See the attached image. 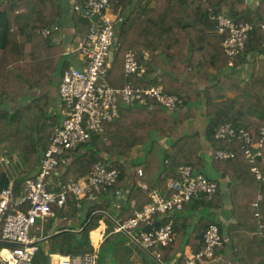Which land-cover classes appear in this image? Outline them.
<instances>
[{"label":"trees","instance_id":"trees-1","mask_svg":"<svg viewBox=\"0 0 264 264\" xmlns=\"http://www.w3.org/2000/svg\"><path fill=\"white\" fill-rule=\"evenodd\" d=\"M79 1L82 0L77 3L84 7ZM110 2L114 12L125 18L117 32L121 47L114 55L108 76L110 83L119 88L129 82L136 88H147L159 85L161 79L159 86L163 91L178 96L183 103L177 111L158 108L151 100L147 106L121 108L116 122H102L103 134L93 133L91 139L77 149L72 162L58 168L57 179L65 182L88 176L98 163L119 172L114 187L98 195L99 203L91 205L87 199L81 200L89 205L85 221L78 227V230L83 229L81 239L88 237L96 227L97 211H106L116 202L120 205L119 219L124 222L134 211H141L152 202L150 193L155 189L170 197L168 182L179 178L181 167L191 166L195 172L200 171L206 178L216 181L218 191L193 199L182 211L171 216H156L160 218V225L171 224L175 233L169 246L148 250L157 251L158 259L138 248V257L134 258L129 248L124 245L111 247L107 241L98 251L97 264H170L174 260L177 264H185V259L178 255L186 244L195 251L202 250L204 232L213 223L218 224L221 234L230 240L223 246L230 247L233 257H238V260L233 259V264L249 262L252 258L243 255L241 245L251 242L262 246L264 242V227L257 233L258 225L264 226V181H257L252 173L253 164L248 162L242 142L216 140L214 135L219 127L228 123L236 130L249 132L253 143L261 138L264 125V0H259L252 10L247 0H182L181 4L177 0ZM152 2L156 6L149 8ZM224 7L233 20L250 23L253 30L245 49L232 58L223 48L225 36L209 35L220 48L219 58H212L208 47L204 52L200 49L205 47V39L197 37L194 29L201 20L208 31L206 20L223 12ZM66 8L65 0H0V152L7 148L8 155H17L23 163L24 170L14 184L16 197L22 195L25 181L38 171L52 129L59 122L51 113L58 106V98L52 90L56 89L59 94L57 86L63 71L70 65L64 55V46L55 43L54 37L62 31L66 19L74 38L83 39L89 33L88 18L77 10L67 15ZM178 13H183L182 19L170 22L167 32L168 19ZM43 29L50 30L47 37L42 35ZM130 51L146 68L142 76L125 75L124 58ZM146 55L150 59L148 62ZM250 61L252 70L245 83L236 76V70L224 79L216 78L204 89L186 78L188 65L191 73L196 74L210 70L221 72L229 64L238 68ZM39 91L40 95H36ZM229 92L232 97L228 96ZM199 111L206 121L203 137L199 132L175 135L185 122L195 119ZM219 150L232 152L234 157L228 160L213 158ZM261 152L262 157L255 165L264 176V143ZM139 168H142V176L138 174ZM206 169L217 176L210 177ZM9 177L5 167L0 165V190L8 186ZM227 180L232 183L229 188ZM140 182L147 184L148 189L139 187ZM112 189L120 190L123 197H116ZM259 193L263 199L256 209L260 214L257 218L252 204L258 200ZM103 197L110 201L106 202ZM72 202L74 198L70 196L69 204ZM227 203L231 205L232 219L227 226L208 215L197 216L201 210L223 209ZM58 214L62 215V210ZM1 229L0 223V237ZM59 231L61 233L54 234L52 239L63 238L68 245L72 239L79 240L77 234L66 232L65 228ZM90 246L91 242L87 241L80 253H85ZM4 247L7 246L0 242V250ZM60 251L54 255L70 254L67 246ZM50 254L39 247L33 264L48 263Z\"/></svg>","mask_w":264,"mask_h":264},{"label":"built area","instance_id":"built-area-1","mask_svg":"<svg viewBox=\"0 0 264 264\" xmlns=\"http://www.w3.org/2000/svg\"><path fill=\"white\" fill-rule=\"evenodd\" d=\"M84 7L75 10H86L85 17L90 22L89 33L85 38H78L66 55H75L77 62L65 69L59 83V100L62 119L54 128L48 147L44 151L40 169L36 176L23 185V193L16 197L14 182L8 183L0 190V223L2 224L0 242L7 247L0 250V264H33L39 252V244L46 233V226L54 222L58 210L69 207V197L74 198L76 208H81V200L99 201L98 195L114 187L119 172L108 169L106 165L95 164L91 173L79 180L68 182L57 179L59 167L69 165L77 149L88 142L92 134H103L102 122H116L120 118V109L132 106H147L148 100L154 106L168 111H177L183 101L175 95L166 94L159 85L147 88H136L128 83L122 88L113 86L109 81V73L114 55L121 47L117 39L120 25L124 17L116 14L110 0H82ZM96 17V21L91 19ZM215 32L225 36L223 48L228 57L239 55L253 30L250 23L233 20L227 13L215 15ZM44 37L50 30L41 31ZM113 59L111 60V56ZM126 76H142L146 72L139 63L134 52H128L124 58ZM260 140L253 143L251 134L244 129L236 130L231 124H224L215 131L216 140L238 139L243 143L242 149L251 171L257 181H264V176L255 162L262 157L264 143V125L260 131ZM213 158L228 160L234 157L229 151L219 150ZM0 163L9 165L8 159L0 158ZM142 176L143 171L138 170ZM179 178L168 182L172 192L165 197L156 190L150 194L152 202L141 211H134L126 221L119 219L118 206L115 205L117 216L113 219L118 233H125L129 238L145 250L167 247L175 239L171 224L160 225L157 215L168 217L183 210L184 206L202 195H213L218 191V183L198 174L191 166L178 170ZM140 187L147 189L145 185ZM114 189H112L113 191ZM116 197H123L120 190L113 191ZM258 200L252 204L255 217ZM103 235L98 237L96 249L94 241L85 253L54 255L50 264H97L99 245L104 239L105 223L101 224ZM263 225L259 224V230ZM204 248L185 255V264H208L216 258L220 248L227 242L221 234L218 224L208 226L203 235ZM158 259L157 252H153ZM176 262V261H175ZM163 264V263H162Z\"/></svg>","mask_w":264,"mask_h":264},{"label":"crops","instance_id":"crops-1","mask_svg":"<svg viewBox=\"0 0 264 264\" xmlns=\"http://www.w3.org/2000/svg\"><path fill=\"white\" fill-rule=\"evenodd\" d=\"M258 1L259 0H250L248 2V0H247L248 5H249V9L250 10L255 9V7L257 6ZM65 2H66V6H67V8H66L67 15H70V13L73 10H75L77 7H83V6H81V5H79L77 3V0H65ZM177 2H178V4H181L182 3V0H177ZM155 6H156V3L155 2H152L150 4L149 8L155 7ZM176 10H178V9H176ZM178 11H180V10H178ZM222 11L225 12V13H228L227 7H224ZM182 17H183V13H178V14L173 15L172 17H170L168 19V24H167L168 28L166 27L167 32L171 28L170 22H173V23L179 22L182 19ZM202 17H203V15H202ZM213 17H208V19L206 20V24H207V27H208V31H206L207 30L206 27L204 26V24L201 23V20H199L197 22V24H196V29H194V34L197 37L203 36V38L205 39V47H201L200 48L202 50V52H204V50L206 49V47H208L210 49V52L209 53H210L211 57L212 58H216V57L219 58L218 53H220V48H219V46L217 44V41L215 39H210L209 38V35H215L216 34V32H215V26H216V24H215V20H214ZM56 26H58V24H56ZM207 32H208V34H207ZM78 38L79 37H76V38L73 37V30L71 29V26H70L69 21L67 19H66L65 26H63L62 31L60 33H58L54 37V42L55 43H60L62 46H64V55L66 57V60H69V62L72 63L73 65H75V63L77 62V59H76L77 57L75 55H73V54H71V55H66V54L69 53L72 45L74 44L75 40H77ZM130 52H132V51H130ZM145 57H146V60L148 62V59H149L148 56L146 55ZM149 61H150V59H149ZM251 66H252L251 63H246V64H244V65H242V66H240L238 68H233L232 65L229 64L228 67H225L221 72H216L214 70H210L209 73H206V72H202L201 71V72H198V73L194 74V73H191L190 66L188 65L186 78L189 81L197 84L201 89H204L205 87L209 86V84L212 81H214L216 78H222V79H224L225 77L230 76V73H232V71H235L236 70L237 71L236 76L240 77L241 81L243 83H245L247 81V79H248V75H249L248 71L251 70ZM160 73H162V72L160 71ZM160 81H161V79L158 80L159 85H161L160 84L161 83ZM57 87H58V91H59V86H57ZM52 91L54 92V94L58 98V106L56 107L57 109L56 110L53 109L51 111V113L53 115H56L59 118V122L52 129V132H53L54 128L60 123V120L62 119V114H61V105H60V100H59V94L57 93V90L56 89H53ZM40 93L41 92L39 91V92H37L36 95H40ZM228 96L229 97H232L233 94L231 92H229L228 93ZM201 112L202 111H199L197 113V116L195 117V119H193L192 121L185 122L183 124L182 128L175 135L181 136L184 133H197V132H199L201 134V136L203 137V134H204V131H205V128H206V121L202 117V113ZM203 143L206 146V143L204 141H203ZM5 150H3V151L1 150L2 153L0 152V158L1 157H5L6 159H8L9 165H5V164H1V163H0V165L3 166V167H5V169L7 170L8 175L10 176L9 177L10 178L9 179V182L13 181L14 184H15V182L19 178V175L21 174V171L24 170V166L22 165L23 163L19 159V157H17V159H16V157H11L10 155L7 154V152ZM140 155H142V153H140ZM133 157L135 158L136 157V154H134ZM13 159H15L16 161L13 160ZM39 169H40V166L38 167V171H39ZM138 170H142V168H139ZM38 171L33 173V175H32L33 178L36 176V174L38 173ZM210 171H212V170H210ZM139 184L145 185L147 187V189H148L147 184H145L144 182H140V183H138V185ZM142 189H144V188H142ZM147 189H144V190H147ZM156 190L159 191L160 189H155V191ZM88 202L91 203V205H94L96 203H99V201L98 202H96V201H88ZM115 205L118 206V213H120V205L117 204L116 202H113L112 203L111 208L112 207L114 208ZM82 206H83V203L81 204V208L80 209H82ZM70 208L71 209L80 210V209L76 208L75 205H74V202H72L71 205L69 204L68 209L62 210V212L65 213V211L70 210ZM230 208H231V205H229V203H227L226 206H225V208H223V209H213V210H209L208 212H205V211L203 212V210H201L200 213H197V216H200L201 214L202 215L203 214L204 215H208V216H210V219L218 220V221L222 222L224 225L227 226L230 222H232V219H231V216H230V212H229ZM116 216H117V211H116ZM58 218H59V216L57 217V219ZM58 224H59V230H62V229L65 228L66 230H69V231H76V232L80 231V230H78V227H79L80 224L76 228H74V230L71 229L73 227L68 226L67 223H65V224L58 223ZM261 232H262V230L261 231L259 230V225H258L257 233H261ZM54 234L55 233L53 231V235ZM190 235H191V232H190ZM93 236H95V235H93ZM191 236H193V235H191ZM97 238H93V241H94L93 244L95 246H97V240H98ZM225 238L227 239V242H226V245H227L230 242V240L227 237H225ZM42 242H43V240H41L40 244ZM244 244L245 243H243L241 245V251H243V253H244V254L243 253L242 254L245 257H251L252 260H250L249 262H246V261H244V262H237V264H259V263H261L262 262V259H264V242H263V245L262 246H261L260 243H251V242H249V243H247L245 245ZM186 245L187 246H185V248L182 251V253L179 254L178 256H182L184 258L185 255L196 252L190 245H188V244H186ZM223 248H224L223 250H222V248H220L219 252L216 254V258L213 261L209 262L208 264H214V263L215 264H233L234 260H236L238 257H233V251L230 249V247L228 248V246H223ZM143 250L146 253L150 254L152 257L156 258L153 252H149V251H147L145 249H143ZM56 255H60V254H56ZM134 258H136V257H134ZM234 258H236V259H234ZM170 264H177V262H175V260H174Z\"/></svg>","mask_w":264,"mask_h":264},{"label":"rangeland","instance_id":"rangeland-1","mask_svg":"<svg viewBox=\"0 0 264 264\" xmlns=\"http://www.w3.org/2000/svg\"><path fill=\"white\" fill-rule=\"evenodd\" d=\"M79 2L82 3L81 1H79ZM67 61L69 62V60H67ZM250 63H251V61H250ZM69 65L72 66L73 64L70 63ZM251 70H252V66H251ZM251 70H249L248 73H250ZM56 107H57V105H56ZM54 109L56 110L57 108H54ZM5 149H7V148L2 149V151ZM2 151H1V153H2ZM14 157H16V159H17L18 156L14 155ZM13 160H15V159H13ZM206 173L212 178H215L217 176L214 174L213 171H208L207 169H206ZM102 199L105 200L106 202L110 201V200H108L109 198L106 199L105 197H103ZM88 208H89V205L83 204L82 209H80V210L70 208V210L65 211V213L62 212L63 214L59 215L58 211H61V210H58L55 207L56 214L59 216V218L56 221H54L51 224L46 226L47 231L44 234V239H42L43 242L41 244H39V247L46 250L48 252V254L51 253L49 255V262L46 264H50L52 261V256L55 253H60L61 248L66 247V246H67V249L69 250L70 254L71 253L79 254L81 246L84 245L87 241L93 242V238H97V237H100L103 235V229L101 227L102 223H105V228H104L105 235H104L103 242L99 245V250L104 243H107V241H109L108 244L111 245V247H113L114 245H117V246L118 245H124L125 247L129 248L132 251L133 257H138L137 248L144 251L139 245H136L129 238V236L127 234L117 232V226L115 225L114 220H113L116 217V211H115V208H113V207L112 208L110 207L109 209H105L106 211H103V210L97 211V213H98V216L96 218V224L97 225L88 234V237H86L85 239H79L78 241H75L74 239L71 238L72 241L70 242L69 245L67 242H65L63 240V238L62 239H52V238L49 239V237L54 236L53 231H54L55 235H57V232H59L58 231L59 230V224L58 223H63V224L67 223L68 226L73 227V228H76L79 224H82L85 221ZM93 235H95V236H93ZM111 247L108 249L109 251L112 250ZM259 264H261V263H259Z\"/></svg>","mask_w":264,"mask_h":264},{"label":"water","instance_id":"water-1","mask_svg":"<svg viewBox=\"0 0 264 264\" xmlns=\"http://www.w3.org/2000/svg\"><path fill=\"white\" fill-rule=\"evenodd\" d=\"M250 0H248V2H249ZM80 14H82L83 16H85L86 15V10L85 9H81L80 10ZM91 19L93 20V21H96V17L95 16H92L91 17ZM113 59V55L111 56V60ZM197 173L198 174H200V171H197ZM222 179H225V175H222ZM231 185H232V183L229 181V182H227V188H229V187H231ZM98 213H96V215H97ZM66 232H72V233H74V234H77V238L78 239H81V234H82V232H83V229L82 230H80V231H78V232H76V231H69V230H67ZM61 232L59 231V232H57V234H60ZM52 237H54V236H51V237H49V239L50 238H52Z\"/></svg>","mask_w":264,"mask_h":264},{"label":"bare ground","instance_id":"bare-ground-1","mask_svg":"<svg viewBox=\"0 0 264 264\" xmlns=\"http://www.w3.org/2000/svg\"><path fill=\"white\" fill-rule=\"evenodd\" d=\"M94 247L96 248V246L94 245Z\"/></svg>","mask_w":264,"mask_h":264}]
</instances>
